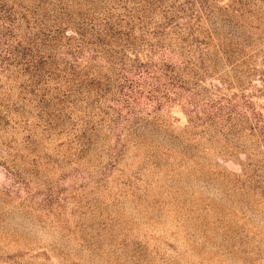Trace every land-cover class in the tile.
I'll return each mask as SVG.
<instances>
[{
  "label": "rangeland",
  "instance_id": "obj_1",
  "mask_svg": "<svg viewBox=\"0 0 264 264\" xmlns=\"http://www.w3.org/2000/svg\"><path fill=\"white\" fill-rule=\"evenodd\" d=\"M0 264H264V0H0Z\"/></svg>",
  "mask_w": 264,
  "mask_h": 264
}]
</instances>
